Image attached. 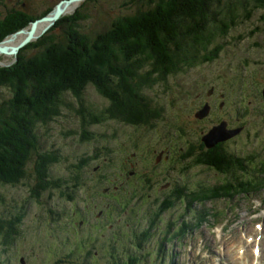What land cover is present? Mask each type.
Instances as JSON below:
<instances>
[{"label":"rangeland","instance_id":"374dc122","mask_svg":"<svg viewBox=\"0 0 264 264\" xmlns=\"http://www.w3.org/2000/svg\"><path fill=\"white\" fill-rule=\"evenodd\" d=\"M59 1L61 0H4V3L0 4V20L8 18L12 8L24 11L33 17L48 8L53 7L54 9ZM145 3L146 0H81L67 4L60 18L80 11L86 16L80 21L81 29L94 35L107 30L118 16L134 13L141 7L146 8ZM252 9L254 11L250 19L239 21L230 29L225 38L216 41L222 46L216 58L176 73L168 79L166 84L154 86L146 91L149 96H153L166 108L165 120L162 118V122H158L156 128L145 130L144 137L146 138L143 139L149 142L150 139H157L160 136L154 148L159 149L168 145L173 139L167 136V129L162 132L161 127L162 124L168 123H173L176 127L180 126L182 115H179L176 109L182 110V105L183 107L195 106L196 95L207 97L208 90L213 86L218 91V93L216 91L217 94L224 95L223 108L226 105L231 112H235L234 119L230 118L229 121L237 123V117H241L240 121L244 119L246 122L245 130L227 141L229 153L232 155L237 149L236 156H241V152L244 151L248 162L251 163L254 160L256 166L264 164V99L260 96L261 89L264 88V9L251 7L250 10ZM244 12L247 10L242 11L243 15ZM59 19L53 23L40 22L39 27H36V30H39L36 38L31 39L29 43L37 41L44 43L50 37L56 41L64 40L68 32H73L70 29L72 24L71 22L60 24ZM31 24L32 21L22 29L29 30ZM14 33L1 40L3 42L1 44H4L3 46H6L9 51H12V48L25 37V33ZM8 41L11 43H7ZM38 49L34 47L25 53L28 56L34 55ZM16 56L0 52V66L12 65L16 61ZM217 94L214 96V99L218 98L216 108L222 102ZM4 97H7V94L0 91V99ZM82 99L80 103L72 96L65 95L59 109L60 113L48 122L49 124L39 125L37 130L38 135L40 134V146L48 147V151L56 149L59 155L57 162L50 166V178L58 180L61 184L60 188L55 185L48 187L45 184V191L40 193V189L37 188L39 182L36 180L32 163L28 166L27 177L20 183L0 185V264H52L51 252L54 247L47 243L51 239L49 231L52 232L54 226L57 228L60 223L68 222L65 227L62 226L63 229L58 227L57 232L62 236L61 238L66 234L72 238L74 232L72 233V229L69 230L70 224L67 220L69 214L73 210L75 217L78 218L79 215L75 211L76 208H82L84 205V197L102 188H95V183L91 180L94 177L97 179V175L111 176L116 171L115 165H118V158H125L134 150L131 146H126L125 151L122 152L118 147L119 142L129 141V137L136 139L138 134L142 136V130H133L112 119L83 129L80 107L86 112L85 114L98 113L107 106V101L90 85L85 88ZM170 101L181 108H172ZM184 119L189 120L185 115ZM211 127L209 125L206 130L208 131ZM85 132L88 136L82 138ZM190 136L187 137L195 138V135ZM188 138L182 137L184 140ZM217 148L222 154L229 156L223 146ZM197 156L196 153L194 160L198 166L188 161L176 162L171 167V173L177 177L182 176V181H184L182 185H186L185 188L188 186L189 189L192 187L198 189L203 184L207 187L211 185L219 187L222 182L221 174H215L203 164H198L199 156ZM250 166L252 167L249 165V168ZM142 175H139V179ZM250 178L251 175H249ZM242 180L243 177L240 178V182ZM72 182L78 183L77 186ZM73 185L76 187L75 190L70 188ZM66 187L71 189L70 193L75 194V199L66 201ZM242 189H236L234 195L231 193L224 196L222 193L211 201L197 203L192 210L183 213L180 207L163 208L160 204L161 197L154 195L146 187L144 193L149 194V199L144 200L145 210L139 211L137 215H142L141 221H143L145 215L147 217V215L156 213L161 214L160 219L164 221L158 226L161 228L164 225L163 232L165 233L156 229L153 232V241L158 243L159 239L167 240L166 245H163L165 249L163 257L151 255V258L148 257L147 260H152L153 263L149 264H169L167 261L169 253L173 254L176 264H238L234 249L236 252L241 232L251 237L256 232L255 224L259 223L264 228V184L256 187L255 192L245 193ZM248 189L249 186L245 191L247 192ZM130 190L134 193L133 189ZM107 193H112V191ZM136 197L134 195L130 199L123 197L122 205L129 204L133 212L126 214V210H122L120 226L115 223L110 229L111 232L107 231L109 229L107 227L98 239L82 245L80 254L91 259L83 262L81 259L83 256L74 257L75 259H70V264H121L120 261L116 262L115 257L111 260L110 253L114 252L117 256L122 255L128 246L123 244L120 247L121 244H115L111 239L119 241L121 231L117 230L118 228L122 230L123 238L130 235L127 233L129 230L127 222L130 223L132 233L137 230L139 233L141 230L131 224L141 202L139 201L141 199ZM111 207L112 205H107V209ZM115 213L119 214L117 211ZM18 215L19 220L16 219ZM182 215H184L183 223ZM182 224L187 225L182 228ZM74 226H77V223H74ZM12 228H15V232L11 237L17 241L16 245L8 243L4 236L5 231H10ZM188 228H190L189 231H187ZM164 234L166 236L163 237ZM157 243L154 246L158 247ZM56 247L59 252L58 256L67 254L66 245L59 244ZM231 250H233L234 257ZM249 254L250 251H247L243 261L248 260ZM21 256L24 262H21L23 261ZM7 259L9 262L5 261Z\"/></svg>","mask_w":264,"mask_h":264},{"label":"trees","instance_id":"16d2710c","mask_svg":"<svg viewBox=\"0 0 264 264\" xmlns=\"http://www.w3.org/2000/svg\"><path fill=\"white\" fill-rule=\"evenodd\" d=\"M145 4L146 8L118 16L107 30L94 35L81 29L86 16L80 11L61 17L58 23L71 22L74 27L64 40L50 37L44 43H28L12 65L0 66V91L7 94L0 99V185L20 183L32 163L39 184L60 188V182L50 178V166L59 155L56 149L40 146L37 130L60 113L65 95L81 103L90 85L107 101L98 113L85 114L80 107L83 129L110 119L148 124L161 114L157 100L146 92L149 88L212 61L222 48L216 41L239 21L250 19L251 7L264 9V0H146ZM52 10L30 17L10 9L9 17L0 20V41ZM34 47L39 49L28 56L25 52ZM198 156L204 165L229 175L232 181L223 185L225 192L245 184L253 192L264 184V164L246 163V158L225 156L219 150L201 151ZM249 171L256 179L237 180L238 174ZM195 193L207 195L204 189Z\"/></svg>","mask_w":264,"mask_h":264},{"label":"flooded vegetation","instance_id":"af4514ba","mask_svg":"<svg viewBox=\"0 0 264 264\" xmlns=\"http://www.w3.org/2000/svg\"><path fill=\"white\" fill-rule=\"evenodd\" d=\"M217 90L213 86L208 90L207 97H201L200 95H196V105L195 106H186L181 109H176V112L179 115H182V118H180V126H174L173 123L168 124H162L161 131L163 132L164 129H167V136L169 138L173 137V139L170 140V144L164 145L161 148L157 149L154 148L156 144L158 143L160 136L157 139H150V142L143 139L146 138L145 136V130L156 128V124L158 122H162V120H165V111L166 108L163 106L162 103L157 101L159 106L161 107V114L160 117L156 118L152 122L145 124V125H134L125 123L123 121L113 120L116 121L118 124H122L123 126L130 127L133 130H142L140 136L139 134L135 137H129L126 142H119V149L125 151L126 146H131L134 150L127 154L125 158L119 157L118 158V165L116 166V171L112 173L111 176L106 175H97V179L95 177L93 180H91L92 183H95V188L102 187L98 191H94L96 195L91 192L88 193L87 196L84 197V205L82 208L78 207L76 208V211L78 213V218L75 217V213L72 212L69 214L67 220L69 221L70 227L69 230L72 229V238L69 234H66L61 238V235H58V227L62 228L67 225L66 224H58L57 228L54 226L52 232L49 231V235L51 237L50 240L47 241L48 244H50L51 247H54V250L52 253V264H70V259H75L74 257H82L81 259L83 262H86L87 259H91L88 256H84L80 254V249L82 245H85V243H90L93 240H96L99 238V236L102 234V232L108 227L109 229L107 231L111 232V227L116 223L117 226H120L122 224V217L120 214H122V210H126V214H130L131 208L127 205H122V199L125 197L126 199H130L133 195L137 196V199H141L140 206L138 207V211L136 212V216L131 220V224L135 227H139L142 230V227L146 225L147 223L151 222L155 217H159V214H152V215H145V220H142V215L138 216L139 211L145 210V201H148L149 194L144 193L146 190V187H148L154 195H159L161 197L160 204L162 207H164L165 204H168L169 200L172 201V205L170 208H175L182 205V200H188L194 198V195L192 194L194 191L193 189L195 187H192L189 189L186 185H182L184 181H182V176L177 177L175 174L171 173L174 163L176 162H183L188 161L194 163L196 166H198L195 163L194 155L196 153L200 154L201 151L207 153L210 150L212 151H218V146L227 147V141H219L216 144H214L210 148H206L204 145V142L201 139L202 134H204L211 126H214L218 124L219 122L223 121L222 123L225 125L226 128H233L235 126H242V132L246 128V122L241 117H237V123H231L229 121L230 118L234 119V113L231 112L228 107L225 105L223 108V105L225 104L224 101V95L217 94ZM219 96V99L222 101L219 104V107L216 108V100L214 99L215 95ZM226 97V95H225ZM171 107H180L179 105H175L174 102L170 101ZM208 107V113L206 116L199 118L196 116L197 111L203 107ZM181 108V107H180ZM219 108V110H218ZM187 111V112H186ZM219 114V115H218ZM184 115L189 119L185 120ZM173 117V116H172ZM163 118V119H162ZM173 125V126H171ZM166 126V127H165ZM165 127V128H164ZM174 131V132H172ZM176 131V132H175ZM162 134V133H161ZM160 134V135H161ZM195 135V138H188L187 136ZM190 136V137H191ZM182 137H186L188 139L184 140ZM134 139V140H133ZM132 140V142H131ZM172 141V142H171ZM185 146V147H182ZM206 148V149H205ZM107 152V151H105ZM104 152V153H105ZM157 153V154H156ZM99 156H103L102 154H98ZM198 157V156H197ZM103 159V158H102ZM200 160V161H199ZM187 163V162H184ZM198 164H203L202 159L200 157L197 158ZM205 168H208L210 171L211 168L208 165H203ZM214 173L215 171L212 170ZM143 174L142 177L139 179V175ZM217 174V173H215ZM237 177L240 179V174L237 175ZM222 179L229 178L231 179L227 174H221ZM38 181V180H37ZM39 182V181H38ZM78 182V181H76ZM76 182H72L74 184H77ZM201 182V181H199ZM40 183V182H39ZM46 183L37 184L38 189H40V193L45 191ZM204 189H206L207 192L214 193L213 190H217V185H211L208 186L206 184H203ZM49 187V185H48ZM75 190V186L72 187ZM69 187H66L65 195H66V201L75 199V194L70 193L69 190H71ZM48 189V188H47ZM133 189L134 193L130 190ZM200 188H198L199 191ZM95 190V189H94ZM78 191V190H77ZM109 191H112V193H107ZM77 194V192H75ZM140 196H139V194ZM39 194V192H38ZM125 199V200H126ZM171 204V202H169ZM107 205H112L111 209H107ZM187 206V204H186ZM165 207H168L166 205ZM164 207V208H165ZM117 211L119 214L115 213ZM112 211V212H109ZM114 211V212H113ZM135 213V212H134ZM162 216V215H161ZM160 216V217H161ZM53 217V216H52ZM126 217V216H125ZM130 219V217H126ZM66 219V218H65ZM19 220V219H18ZM73 221V223L71 222ZM141 221V222H139ZM74 223H77V226H74ZM129 226V230H127V233L130 235L125 236L123 238L122 236V230L118 228L117 230H120V238L119 241L115 239H111L112 242H115V244H123L127 245L128 248L122 253V255H114V252L110 253L111 260L113 257H115L116 262H121V264H138V257H139V245H145V241H148V234L149 229L146 227L143 229V232L141 230L137 234L136 238L134 237L135 231L132 233V228H130V223H126ZM52 229V228H51ZM63 229V228H62ZM131 230V231H130ZM65 231V230H64ZM15 232V228H12L10 231H5V239L8 243L12 245H16L17 241L11 237L13 233ZM141 237V239H140ZM16 241L14 244L13 242ZM109 243V240H107ZM64 244L66 247H68L67 254L65 256H58L59 252L57 251L56 245ZM150 245V244H148ZM86 255V254H85ZM22 260L23 257L21 256ZM20 258V259H21ZM2 261V260H1ZM7 262V260H5ZM21 261V260H20ZM24 262V260H23Z\"/></svg>","mask_w":264,"mask_h":264},{"label":"water","instance_id":"95a60500","mask_svg":"<svg viewBox=\"0 0 264 264\" xmlns=\"http://www.w3.org/2000/svg\"><path fill=\"white\" fill-rule=\"evenodd\" d=\"M81 0H61L59 1L55 8L45 17H42L40 19L34 20L32 21V24L30 26L29 30H19L16 33H25V37L23 38V40H21V42L12 48V51H9L8 48L6 46H3L1 43H3L2 41L0 42V52L4 53V54H9V55H14L16 56L18 54V50L21 49L23 46H25L26 44L29 43V41L33 38H36V27L38 26V24L40 22H50L53 23L55 22L57 19L60 18L61 14L64 12L65 7L67 6V4L70 3H74V2H78ZM17 57V56H16ZM15 57V58H16ZM262 95L264 98V89L262 90ZM202 113L205 114V111H203ZM238 132V130H233L230 132H225L222 127H214L212 128L206 135H204L203 137V141L205 143V145L207 147H211L213 146L216 142L221 141V140H225L227 138H229L230 136L235 135Z\"/></svg>","mask_w":264,"mask_h":264},{"label":"bare ground","instance_id":"6f19581e","mask_svg":"<svg viewBox=\"0 0 264 264\" xmlns=\"http://www.w3.org/2000/svg\"><path fill=\"white\" fill-rule=\"evenodd\" d=\"M66 7H67V6H66ZM66 7H65V8H66ZM39 24H40V23H39ZM38 27H39V25H38ZM38 27H37V28H38ZM38 31H39V30H36V32H35V33L37 34V33H38ZM7 43H11V41H8ZM3 45H4V44H3ZM21 129H22V128H21ZM47 260H48V259H47Z\"/></svg>","mask_w":264,"mask_h":264}]
</instances>
